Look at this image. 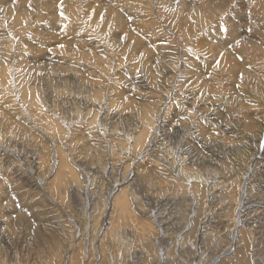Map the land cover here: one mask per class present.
<instances>
[{
	"label": "rangeland",
	"instance_id": "obj_1",
	"mask_svg": "<svg viewBox=\"0 0 264 264\" xmlns=\"http://www.w3.org/2000/svg\"><path fill=\"white\" fill-rule=\"evenodd\" d=\"M206 262L264 264V0H0V264Z\"/></svg>",
	"mask_w": 264,
	"mask_h": 264
},
{
	"label": "bare ground",
	"instance_id": "obj_2",
	"mask_svg": "<svg viewBox=\"0 0 264 264\" xmlns=\"http://www.w3.org/2000/svg\"><path fill=\"white\" fill-rule=\"evenodd\" d=\"M121 2H123V1H121ZM80 175V174H79ZM228 188V187H227ZM222 194V193H221ZM243 212V211H242ZM161 216V215H160ZM209 217H212V215H209ZM209 219V218H208ZM207 219V220H208ZM229 219V218H228ZM240 219V218H239ZM239 233V232H238ZM209 250V249H208ZM82 254V253H81ZM247 257V256H246ZM79 258V257H78ZM89 258V257H88ZM78 260V259H77ZM80 260V259H79ZM79 263V262H78ZM162 263V262H161ZM155 264V263H154ZM157 264V263H156ZM202 264H209V262H206V263H202Z\"/></svg>",
	"mask_w": 264,
	"mask_h": 264
}]
</instances>
